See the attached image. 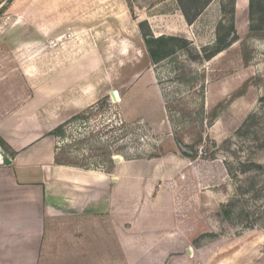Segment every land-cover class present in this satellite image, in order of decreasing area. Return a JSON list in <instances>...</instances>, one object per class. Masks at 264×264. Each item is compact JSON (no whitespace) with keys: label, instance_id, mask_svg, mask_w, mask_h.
I'll return each mask as SVG.
<instances>
[{"label":"rangeland","instance_id":"1","mask_svg":"<svg viewBox=\"0 0 264 264\" xmlns=\"http://www.w3.org/2000/svg\"><path fill=\"white\" fill-rule=\"evenodd\" d=\"M236 2L233 17L231 0L189 7L190 17L199 15L188 24L177 0H0V70L14 68L8 59L17 57L48 75L57 67L45 60H78L82 71L95 70L90 84L100 98L56 139L62 162L93 169L109 152L112 160L162 171L141 203L156 214L129 217L121 249L97 238L94 264H264V191L246 197L249 223L220 216L254 175L240 174L239 163L264 166V11L251 21L248 5L237 9ZM232 19L237 40L206 60L218 25L228 29ZM141 22L155 37L188 40L189 48L154 63ZM249 115L256 117L252 129L237 135ZM253 177L264 185L262 171Z\"/></svg>","mask_w":264,"mask_h":264},{"label":"crops","instance_id":"2","mask_svg":"<svg viewBox=\"0 0 264 264\" xmlns=\"http://www.w3.org/2000/svg\"><path fill=\"white\" fill-rule=\"evenodd\" d=\"M8 60L14 68L0 70V150L9 160L0 157V264H94L97 238L121 249L130 218L156 214L141 203L162 171L137 161L110 172L56 164L57 142L48 134L96 104L95 70L45 60L57 67L48 75L28 59Z\"/></svg>","mask_w":264,"mask_h":264},{"label":"trees","instance_id":"3","mask_svg":"<svg viewBox=\"0 0 264 264\" xmlns=\"http://www.w3.org/2000/svg\"><path fill=\"white\" fill-rule=\"evenodd\" d=\"M181 9V12L188 24H192L193 21L197 18L199 15V12L195 13L193 17H190L189 14V7L194 8L197 4L203 3L204 6H207V4L211 0H177ZM231 5H232V17L234 14V5H235V0H231ZM188 6V7H187ZM224 8V7H223ZM222 8V9H223ZM248 10H249V17L250 20L253 21V15L254 11L255 12H262L264 11V0H249L248 4ZM257 10V11H256ZM263 14V13H262ZM261 14V16H262ZM146 26V27H145ZM146 28V31H143V28ZM139 28L142 31V36L143 40L145 43L146 50L149 54V57L154 63H157L161 60H164L165 58H168L176 53L177 50H187L190 46V42L184 38L180 37H175V36H159L155 37L149 26L147 25V22H141L139 23ZM220 30L224 31L223 33L220 34ZM258 29L252 28V25L250 27V32H253ZM256 32V31H255ZM237 40V35L235 33L234 29V20L232 19V24L229 26L228 29H225L221 24L218 25V34L216 36V41L215 44L212 48L209 50L204 49L203 52H208L205 56L206 60H210L211 58L217 56L218 54L222 53L225 51L229 46H231L232 43H234ZM260 102H264V97L260 99ZM89 108H92L89 107ZM88 110V109H86ZM81 113L73 116L71 119L68 121L64 122L63 124L59 125L56 127L53 131H51L48 136L53 137L55 139L58 138H63L65 135V126L69 124L70 122L77 120L80 118ZM256 119L255 115H249L243 124L240 126V128L236 131V134L239 136H246L250 132L253 126V121ZM251 123V124H250ZM0 146L2 148H6L5 143L0 139ZM261 147H264V145H261ZM58 149L56 146V152H55V163L59 165H66L70 167H76V168H82V169H92V168H87L85 166H81L78 163H65L62 162L63 158L58 153ZM189 149V148H188ZM190 151V149H189ZM189 151L184 152L183 155L189 158H194L195 154L193 156L192 153ZM106 160L104 159L103 161L96 162L93 165L94 170H98L101 165V163L105 162V164L110 165V170L113 168V160L111 158V153L106 152ZM102 167V166H101ZM239 171L240 174L247 176V174H250V172H253L254 175H256V172H261L264 173V166L252 162V161H246V162H241L239 163ZM109 170V171H110ZM226 170L229 174V176L233 179L238 178L237 175L234 173V169L230 167L228 164L226 165ZM105 171V170H104ZM253 175V176H254ZM253 176H248L245 179V185L237 187L235 197L231 201H229L226 205L221 207V212L220 216L228 219L229 222L233 219L234 217L239 219L240 221H246L247 223L250 222V218H252V214L250 209L248 208V201L246 200V197L251 195L253 198H260L264 191V185L259 186L258 182L255 180L256 178Z\"/></svg>","mask_w":264,"mask_h":264},{"label":"water","instance_id":"4","mask_svg":"<svg viewBox=\"0 0 264 264\" xmlns=\"http://www.w3.org/2000/svg\"><path fill=\"white\" fill-rule=\"evenodd\" d=\"M110 96H113V91L110 92ZM0 157H1V161H2L3 164L9 163V160H7V158L5 157L4 153L1 150H0ZM113 160H114L115 163H120L121 162V158L120 157H114ZM186 253L190 254V250L187 249Z\"/></svg>","mask_w":264,"mask_h":264}]
</instances>
